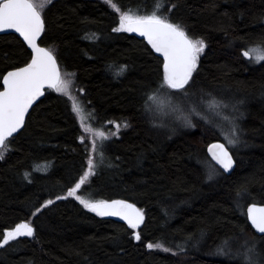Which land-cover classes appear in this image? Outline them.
<instances>
[{"label": "trees", "instance_id": "obj_1", "mask_svg": "<svg viewBox=\"0 0 264 264\" xmlns=\"http://www.w3.org/2000/svg\"><path fill=\"white\" fill-rule=\"evenodd\" d=\"M112 2L139 15L151 14L159 2L158 14L204 40L187 93L236 108L235 169L224 173L208 155L212 142H225L220 124L193 117L194 127L166 130L146 109L147 96L160 82L162 59L144 40L114 31L119 13L107 0H51L43 11L41 44L64 64L70 95L48 89L23 131L6 141L0 159V234L23 221L31 222L35 233L0 247V264H240L214 255L222 240L233 237L255 241L253 259L264 264V235L245 216L248 204H264V62L242 55L264 46V0ZM31 55L17 34L0 35V89L4 74L28 63ZM72 98L87 111L83 125ZM87 123L109 137L103 143L96 138V153L93 137L83 130ZM89 156L95 174L77 195L99 192L104 199L137 204L145 214L140 241L127 224L100 217L68 196ZM208 165L214 169L211 179ZM49 199L54 203L37 213ZM149 242L170 251L148 249Z\"/></svg>", "mask_w": 264, "mask_h": 264}, {"label": "snow or ice", "instance_id": "obj_2", "mask_svg": "<svg viewBox=\"0 0 264 264\" xmlns=\"http://www.w3.org/2000/svg\"><path fill=\"white\" fill-rule=\"evenodd\" d=\"M50 3L51 0H0V31L15 29L26 41L32 53L29 63L7 72V75L2 77L3 91H0V159L4 158L6 141L24 126L29 109L38 97L44 95L45 86L55 89L58 93L70 95L71 82L62 75L53 50L41 47L39 43L45 31L43 11ZM107 3L119 13V27L114 31L139 33L147 39L148 44L156 53L162 55L160 82L157 89L147 96L149 103L146 104V109L151 110L153 106L159 107L168 102L169 90H173L172 94L187 97V88L190 86L193 73L198 67L200 56L207 46L204 40L193 38L184 27L172 23L168 17L158 14L163 7L159 2L154 5L151 14L146 15L134 14L131 10L123 12L112 0H107ZM242 55L248 58L250 62H264V46L251 47L243 51ZM125 70L126 67L122 72ZM221 105H223V101H217L213 98L208 106L209 108H219ZM72 109L80 114V122L83 125V108L75 101V98H72ZM199 114L197 113V115ZM204 118L207 120V117ZM186 123L188 126L194 127L190 119ZM128 126L125 121L124 127ZM115 127L117 129L116 134H118L121 125L117 123ZM237 128L238 125L233 121L230 133H223L226 143H212L207 148L211 159L222 166L225 171L231 170L235 164V160L226 144L235 146L239 142ZM83 130L93 137L91 142L93 153L98 151L97 137L101 141L109 138L104 131L93 129L90 126H84ZM80 139L83 141L84 137L81 136ZM100 155L102 158V145ZM95 167L94 158L89 156L87 170L79 177L74 187L68 189V196L75 197L84 208L100 217L114 216L122 218L127 222L130 229L136 230L134 231V238L136 241H140L141 234L138 229L145 220L143 209L127 200H94L77 195L82 186L95 174ZM208 167L210 169L209 179H211L214 169H212V165H208ZM56 199H66V197L57 196ZM53 203V200H47L41 207L36 209V212H41L42 208H46ZM245 216L251 222V225L258 230V233L264 234V204L252 203L246 208ZM34 233L35 229L32 223L23 221L11 229H5L0 234V247L8 245L10 241L21 236L31 237ZM236 240L235 237L225 238L217 246L214 254L234 258L240 261V264H255L253 256L256 253V242L249 243L248 239H245L233 250L231 245ZM146 247L148 249L163 248L165 251H170V249L164 248L161 243L153 244L149 242Z\"/></svg>", "mask_w": 264, "mask_h": 264}, {"label": "rangeland", "instance_id": "obj_3", "mask_svg": "<svg viewBox=\"0 0 264 264\" xmlns=\"http://www.w3.org/2000/svg\"><path fill=\"white\" fill-rule=\"evenodd\" d=\"M48 48L53 50L51 47H48ZM60 67H61V72H62V69H64V64L61 62H60ZM172 93L173 92L169 90V100L164 105L159 106V107L153 106V108L149 110L150 114L153 115V117L158 119L159 125L166 128V130L169 128L176 127L178 125H180L181 127L188 126L186 121L190 119L192 122L193 117H198V118L200 117L204 119L205 121H210L209 123L213 125L220 124V126L218 125L216 126H218L221 129L223 128L222 129L223 131L221 130L222 134L224 132L230 133L231 123L233 121L235 122L236 125H238V120H236L237 115L235 113L236 108L228 102L223 101L224 102L223 105H221V107L219 108H215V107L209 108L208 105L211 100H207L205 97L204 98L196 97L194 94L191 95L190 93L187 94V97H184V96H180L179 94H172ZM217 101H221V100H217ZM86 112L87 111L83 110V114L86 117H89L86 115ZM197 113H200V114L197 115ZM84 115L83 117L86 118ZM204 117H207V120ZM98 139H99V143L104 142V141H101L100 138ZM99 145H102L103 147V144H99ZM228 147L232 149L234 146L228 145ZM103 157L105 156L103 155ZM99 165L100 164L98 163V167ZM98 193H96L97 195L94 193H91V195H88L87 199H94V200L104 199V197H102L101 195H98ZM245 239L247 238L244 237L242 238V240L240 239L238 242H234L233 250H235L239 246V243ZM255 264H258V263H256L255 261Z\"/></svg>", "mask_w": 264, "mask_h": 264}, {"label": "water", "instance_id": "obj_4", "mask_svg": "<svg viewBox=\"0 0 264 264\" xmlns=\"http://www.w3.org/2000/svg\"><path fill=\"white\" fill-rule=\"evenodd\" d=\"M44 21H45V20H44ZM9 33H15V34H17V35L22 39V41L26 44V46L28 47V49L31 51V49H30L29 46L27 45L26 41L23 40V37H22L18 32H16L15 29H5V30H3V31H0V35H3V34H9ZM128 33H130L131 35L135 36V37L138 38V39L144 40V41L148 44L147 39H146L145 37H142L139 33H135V32H128ZM43 34H44V33H43ZM43 34H42V36H41V39H42V37H43ZM41 39H40V41H39L41 47H47V46L41 44ZM148 45L151 47L150 44H148ZM47 48H48V47H47ZM151 49H152V48H151ZM152 50H153V52H154L158 57H160V58L162 59V55H161L160 53H156L154 49H152ZM243 51H245V50H243ZM54 54H55V53H54ZM55 56H56V54H55ZM56 58H57V62H58V64H59V66H60V63H59L58 57L56 56ZM247 59H248V58H247ZM30 60H31V59H30ZM29 62H30V61H28V63H29ZM23 66H24V65H23ZM23 66H21V67H23ZM60 69H61V67H60ZM12 70H14V69H11V70H9V71H12ZM9 71H7V72H9ZM7 72L4 74V76L7 75ZM48 89H50V88H48L47 86H45V89H44V95L38 97V98L36 99V101H34L32 107L29 109L28 114H27L26 117H25V123H24V126H23L21 129H19L18 132L14 133L12 137H9L8 139L17 136L20 132L23 131V129H24L25 126H26V122H27V119H28V116H29L30 112L32 111V109L34 108V106H35L38 102H40V101L45 97L46 92H47ZM0 91H3V80H2V88L0 89ZM216 142H219V143H225V142L220 141V140L214 141V142H212V143H216ZM212 143H211V144H212ZM211 144H210V145H211ZM226 147H228L227 144H226ZM228 149H229V151L231 152V154H232V156H233V159L235 160V157H234V155H233L231 149H230L229 147H228ZM208 155H209V157L211 158V156H210L209 153H208ZM211 160H212V159H211ZM212 161H213V160H212ZM213 163H214L217 167H219V168H220L224 173H226V174H231V173L233 172V170L235 169V166H236V160H235V164H234L233 168H232L231 170H229V171H225V170L222 168V166H219L218 164H216L215 161H213ZM114 199H122V198H111V199H106V200H114ZM122 200H127V201H129L130 203H134V202H132V201H130V200H128V199H122ZM253 203H255V202H253ZM134 204H135V203H134ZM251 204H252V203L248 204L247 207L250 206ZM257 204H261V203H257ZM136 205H137V204H136ZM137 207H139V206L137 205ZM247 207H246V208H247ZM139 208H140V207H139ZM144 215H145V214H144ZM104 218L114 219V220H117V221H119V222H122V223L127 224V222L124 221V220H123L122 218H120V217L105 216ZM248 221H249V220H248ZM249 223H250V225H251V222H250V221H249ZM143 224H144V223H143ZM143 224L141 225V227L143 226ZM141 227H140V228H141ZM251 227L253 228V230H254L258 235H264V234H260V233H258V230H256V229L254 228V226L251 225Z\"/></svg>", "mask_w": 264, "mask_h": 264}]
</instances>
